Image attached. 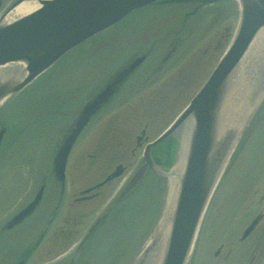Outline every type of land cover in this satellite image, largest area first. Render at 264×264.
<instances>
[{
    "label": "rangeland",
    "instance_id": "374dc122",
    "mask_svg": "<svg viewBox=\"0 0 264 264\" xmlns=\"http://www.w3.org/2000/svg\"><path fill=\"white\" fill-rule=\"evenodd\" d=\"M170 1L166 0L167 4ZM214 3L213 8L200 10L194 18L188 10L180 11L185 17L193 19L189 32L194 34L187 38L185 36L190 42L182 47L181 52L185 49L183 53L171 57L172 44L161 43L156 48V44L146 41L147 47L154 48V54L163 57L168 54L164 63L153 71L155 77L167 70L168 74L147 90H139V86L132 91L134 88L128 86L132 92L114 95L109 103H105V113H98L95 120L92 118L94 125L86 129L84 138L78 142L67 163L63 193L48 171L56 148L55 141L59 132L62 133L100 87L103 75L119 63L112 58H117L123 52L124 43L118 40L115 50L110 46L104 49L105 54L98 56L87 55L80 50L81 46L76 48L0 109V128H6L0 145V264H16L20 258L25 261L24 264L136 263L141 255L139 251L159 217L166 197L164 185H168V180L154 179L156 185L147 190V207H140L144 196L138 197L137 204L129 202L120 206L115 215H107L103 220L106 215L103 209L121 183V177L103 189L100 198L74 204L72 196H78L79 190L100 180L114 164L123 165L126 171L132 162L137 163L138 157H132L137 145L136 133L145 126L147 138L154 137L186 105L206 79L230 41L239 17L237 0H230L225 5L222 1ZM167 9L163 14L166 17L160 19L158 25L164 19L166 24L170 23V14L177 16L176 8H172L176 12H171L170 7ZM154 12L156 9L152 7L139 8L130 14L128 25L142 22L143 18H148V14ZM189 19L184 18V21L188 22ZM125 37L126 41L132 42L135 34L121 39ZM262 43L257 49L252 44L241 63L255 50L259 51L257 55L254 53L250 56L253 57L252 61L261 60L259 58L264 57V41ZM186 48L188 52L185 55L188 56L183 57ZM179 58L180 62L183 60L181 65H178ZM139 69L141 66L136 72ZM254 69H258L256 77L260 78V67ZM167 78L170 79L168 82ZM152 79L144 84H149ZM240 80L244 83V78ZM160 83L164 86L155 89ZM249 83L252 84V81ZM240 85L235 84L237 89L234 88L235 98L231 101L232 112L241 113L244 105L243 100L240 102ZM129 95L133 96L129 101L131 105L120 104ZM148 102L151 106L140 112L134 110V115L130 117L127 107L141 108ZM260 106L261 111L252 120V125L221 177L213 201L208 205L188 264H214L212 261L247 264L250 258L248 247L252 244L253 236L243 243L240 235L256 212L264 208V198L259 200L261 191H264V102ZM94 153L99 155L95 156ZM173 154L174 149L170 159L174 158ZM150 180L153 181V178ZM52 182L55 184L52 185ZM41 183L45 184V190L34 212L17 225L7 227L11 217L34 198ZM61 196L57 213L51 215L54 201ZM131 197L127 198V202ZM214 221L215 228L211 229ZM258 228L264 230V219ZM254 237H257V233ZM257 238L258 244L254 247L258 251L256 263L264 264V235ZM81 239L85 240L80 242ZM216 246H223V250L217 258H212Z\"/></svg>",
    "mask_w": 264,
    "mask_h": 264
},
{
    "label": "water",
    "instance_id": "95a60500",
    "mask_svg": "<svg viewBox=\"0 0 264 264\" xmlns=\"http://www.w3.org/2000/svg\"><path fill=\"white\" fill-rule=\"evenodd\" d=\"M154 1L156 0H38L39 7L32 12L8 21L0 19V101L21 90L83 40L108 28L132 9ZM240 1V24L225 55L170 127L148 144L145 163L117 198L123 196L142 177L146 165L155 171L159 170L149 155L150 146L186 126L187 147L178 173V188L171 198L166 216L135 264H186L210 193L246 120L263 94L261 92L256 101H251V96L257 93V89L264 86L261 80L264 73H261V78L252 87L253 91L240 110L241 117H237L238 129L230 134L229 127L235 115L232 114V105L227 101L235 98V84L240 85V82L237 83L238 75L245 76L241 63L244 53L256 34L264 28V0ZM137 62L138 60L118 74L115 80L83 107L54 158V171L59 179L63 177L67 155L78 133L99 104L112 93L118 80ZM8 65L11 66L6 67ZM251 80L252 77H249V81ZM231 84H234L232 88ZM249 84L251 83H247V86ZM244 88L245 84L242 89ZM224 117L229 122H223ZM40 196L41 191L13 218V222L28 214ZM252 225L253 223L246 232Z\"/></svg>",
    "mask_w": 264,
    "mask_h": 264
},
{
    "label": "bare ground",
    "instance_id": "6f19581e",
    "mask_svg": "<svg viewBox=\"0 0 264 264\" xmlns=\"http://www.w3.org/2000/svg\"><path fill=\"white\" fill-rule=\"evenodd\" d=\"M34 4H36V5H34ZM37 7V3L36 2H34V1H28V2H24L23 4H21L20 6H18L12 13H11V15L12 16H17V15H20V13H23V12H25V11H27V10H29V9H31V8H34V7ZM258 38H259V40L260 41H264V28L260 31V35L258 34ZM260 41H258V43L260 42ZM258 43H257V45H258ZM257 45H256V47H257ZM259 59H261V60H257V61H252V67L250 68V69H253V68H255L261 61L264 63V57L263 58H259ZM11 65H8V66H6V67H10ZM240 78L243 80V78H244V81H245V77L243 76V75H240ZM240 78L238 79V82L237 83H239V80H240ZM244 84H245V88H247V82H244ZM250 88H248L245 92H244V94H243V98H245V96H246V93L248 92V90H249ZM233 114H236L235 112L233 113ZM234 116V115H233ZM233 116H231V117H233ZM238 120L239 119H237V118H235V117H233L232 118V121H233V123H231L230 125H231V127H229V129H230V131H229V133L230 134H232V133H234V131H235V129H238ZM223 122H229V120H227L225 117L223 118ZM223 130H224V128H223ZM181 148H180V154H179V159H178V162L176 163V165L170 170V172H169V174H168V176H169V180H170V184H169V189H168V191L172 194V195H174L175 194V192H176V189L178 188V184H177V180H178V173H179V170H180V168H181V161H182V158H183V154H184V151H185V147H186V139H185V136H183V138H182V141H181ZM170 203H171V200H169V202H168V205H167V209H166V214H167V212H168V209H169V207H170ZM166 216V215H165Z\"/></svg>",
    "mask_w": 264,
    "mask_h": 264
},
{
    "label": "flooded vegetation",
    "instance_id": "af4514ba",
    "mask_svg": "<svg viewBox=\"0 0 264 264\" xmlns=\"http://www.w3.org/2000/svg\"><path fill=\"white\" fill-rule=\"evenodd\" d=\"M12 2H13V0H0V16L11 5ZM261 193L262 194H260L259 200H261V198H264V191L262 190ZM256 215H257V218H256L257 220H256V223L253 226L252 230L249 232V234L245 238H243V239L241 238V241L244 242L245 240H247L251 236H253L251 239L252 244L248 247V250L250 251L251 255L247 261V264H258V262L256 263V257H257L258 251L256 249H254V247L256 246V244H258L259 238H257V237H262L264 235V230L262 231L261 228H258L260 225V222L264 219V208H262L261 210L259 209V211L256 212L255 216ZM256 233H257V237H254L256 235ZM222 250H223V246L214 247L213 252H212L213 257L217 258L218 255H220V253L222 252ZM214 264H221V263L215 262ZM245 264H246V262H245Z\"/></svg>",
    "mask_w": 264,
    "mask_h": 264
}]
</instances>
